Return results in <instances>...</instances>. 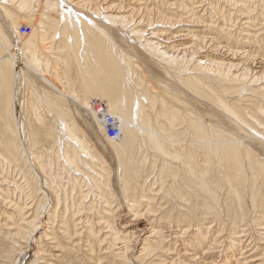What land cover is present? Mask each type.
Listing matches in <instances>:
<instances>
[{
	"label": "bare ground",
	"instance_id": "6f19581e",
	"mask_svg": "<svg viewBox=\"0 0 264 264\" xmlns=\"http://www.w3.org/2000/svg\"><path fill=\"white\" fill-rule=\"evenodd\" d=\"M197 1L200 5L193 8L196 3L192 0H158L151 5L143 3L141 9L140 1L136 0H0V167L23 165L21 178L26 182V174L29 177L41 175V182L37 184L41 198L37 197L35 203L33 199L28 202L29 208L36 203L39 206L32 220L26 221L23 219L26 204H20L23 207L20 208L19 202L7 201L18 196L17 193L22 194L21 189L26 185L21 186L10 174L0 171V203L7 201L10 208H17V211L12 209L9 219L21 221L14 233L7 231L3 235L5 241L8 238L11 241V246L9 243L7 246L17 251L13 264H24L26 252L31 248L36 250L29 264L42 263L43 246L33 245L36 240L41 242V238L49 237L47 234H54L47 232L46 225H54L59 215L61 236L66 239L81 226L95 244L99 245L104 235L100 244L106 241L110 246L111 243L122 244L120 249L115 246L117 253H114L113 264H139L158 257L167 241H180L192 229L189 240L204 242V229L209 233L212 228L223 226L217 235L222 236L226 229L228 238H236V243L230 241L236 251L245 242L246 227L250 223L252 230L258 227L257 238H264L260 232L264 225L259 223L260 218L256 220V213L264 212V69H260V56L239 52L238 40L232 50L231 41L225 39L241 36V41L258 44L259 38L264 43V33L259 37L264 23L257 29L258 24L264 22V18H260L264 15L263 6L256 4L262 9L259 10L261 15L254 18L249 15L251 11L241 7L242 4L238 6L240 1L237 6L230 0L207 1L206 8L201 10L210 22L205 27L210 29L214 23L212 19L216 18L221 26L217 24L212 30L224 35L226 44L223 47L215 45L212 37L200 38L201 35L194 37L190 44H175L177 41H174L186 40L187 34L162 36L171 28L195 24L199 17L203 18V15L195 17L198 11H194L206 0ZM218 3L232 8L233 12L225 11ZM13 11L18 12L16 17ZM184 15L189 16L183 19ZM226 21L236 27L232 30L237 31L238 36L228 31ZM23 22L32 26L27 25L31 33L25 38L17 30ZM113 32L118 34V42L112 40ZM159 35L162 37L155 41ZM136 52L145 59L150 77L141 75L140 67L134 62ZM25 85L30 86L31 96L38 99L41 107L26 105V109L21 110L17 97ZM90 97L101 102L106 114L117 121L120 147H114L116 141L106 138L102 120L93 111ZM73 112L83 114L90 122V129L99 132L113 147L118 177L115 182L112 183L113 175L110 176L107 166L90 149L87 138L81 136ZM31 119L32 125L27 123ZM48 120L52 123H46ZM43 137L51 144L48 151L45 146L41 148ZM149 181L152 182L147 186ZM113 184L116 189H112ZM154 186L158 188L156 192H152ZM69 194L76 196L77 203L81 202L85 215H79L81 210L79 206L75 208V201L66 200ZM156 196H160L158 201L164 200L165 209H159L163 206L155 203ZM89 200L88 209L85 202ZM125 205L135 213L134 221L144 216L148 219L150 214L158 219H153L155 227H150L151 222H148L139 230L149 235L142 240L135 261L128 260L132 250L128 239L140 237L125 232L126 226L117 228V221H113L117 217L120 219L121 215L116 214ZM97 213L102 216L95 218ZM207 222L210 225L201 231ZM181 225L186 228L173 233L176 232L174 227L180 229ZM95 226L99 227L98 231ZM79 236H72V239ZM54 247L60 249L57 244ZM92 249L90 245L89 250ZM185 249L188 250L186 246ZM50 250L58 249L52 247ZM182 250V255H187ZM193 258V263L198 262L197 257ZM236 259L235 264H240ZM162 260L160 262L164 263ZM245 261L253 262L245 259L241 264L248 263ZM47 262L42 264H49ZM152 263L159 262L148 264Z\"/></svg>",
	"mask_w": 264,
	"mask_h": 264
},
{
	"label": "rangeland",
	"instance_id": "374dc122",
	"mask_svg": "<svg viewBox=\"0 0 264 264\" xmlns=\"http://www.w3.org/2000/svg\"><path fill=\"white\" fill-rule=\"evenodd\" d=\"M137 1V3L139 2V8H140V6H141V9L143 8V3L144 4H146V5H151L152 3H154L155 1L156 2H158V0H154V1H152V0H136ZM147 1H148V3H147ZM151 1V2H150ZM173 1V0H172ZM192 1H195V3H196V1L197 0H192ZM207 1H211V0H206V2H204V4H202V6H200V7H198L199 9H197V8H195L196 10L194 11V12H196V11H198V14L195 16V17H197L198 18V16H200V15H203V18H201V17H199L200 19L198 20V22H194L195 24H181L180 26H178L177 28H171V29H169L164 35H162V36H165V37H170V36H174V35H185L186 36V34H187V37H186V40H184V41H181V40H179V39H176V40H174V41H177V43L175 42V44H190L189 42L194 38V37H198V36H200L201 35V37L200 38H202V36H205L204 38H209V37H212L213 38V43L215 44V45H218V44H220V46L221 47H223V46H225L224 44H226L225 43V39H226V41H231L230 43V46L229 47H232L231 49L233 50L234 49V47H235V43H237V40H238V43H239V41H240V43H239V46L237 47L238 48V50H239V52L241 51V52H246V54L247 53H249V54H253V55H257V58L260 56L261 57V63H260V65H261V70L262 69H264V43H262V41L260 42V39L258 38L257 40H258V44L257 43H254V42H250V43H248V41H245L244 39V42H243V40L241 41V36L238 38V39H236V37H235V39H234V37L232 38V40H230V39H227V38H225V37H223L224 35H222V36H220V34H218L217 32H216V29H213L212 30V28H215L214 26L216 25L217 26V24L219 25V26H221V24L220 23H218V22H216V18H214V19H212V22H214L213 23V25H210L211 26V28L209 29V28H206L205 26H208L209 24H210V22L209 21H207L206 20V13H204L203 14V12L201 11L204 7L206 8V3H207ZM234 1V2H233ZM230 0V3H235V5L237 6L238 4H239V1H240V5H238V6H241V4H242V8L244 7V10L245 11H251V13L249 14V15H251V16H253L254 18L259 14V15H261L260 14V12H261V9L262 10H264V5H263V3H264V1H262V0H260V2H259V0H238V2L237 1H235V0ZM246 1V2H245ZM257 1V3H255ZM128 2V1H127ZM127 2H125L124 4H126ZM198 2V1H197ZM237 2V3H236ZM251 2H252V4H251ZM254 2V3H253ZM245 3V4H244ZM260 4L261 6H263L262 8L260 7V6H258L257 7V5L256 4ZM262 3V4H261ZM168 4H170V3H168ZM186 4V3H185ZM258 4V5H259ZM198 5H200L199 3H196L195 4V6H193V8L194 7H196V6H198ZM218 5H221L222 6V8L225 10V11H229L230 13H232L233 11L232 10H230V9H232V8H228V7H224L222 4H219L218 3ZM248 5V6H247ZM255 5V6H254ZM145 6V5H144ZM248 8H247V7ZM250 6H251V8H250ZM253 6V7H252ZM231 7H233V6H231ZM256 7V8H255ZM260 7V8H259ZM201 8V9H200ZM254 8L256 9L255 11H254ZM259 8V9H258ZM253 10V11H252ZM259 10H260V12H259ZM252 12H254L253 14H252ZM264 12V11H263ZM173 13H174V10H173ZM17 14H18V12H16V11H13V16L14 17H16L17 16ZM16 15V16H15ZM188 16L189 15H184L183 16V19H187L188 18ZM260 18H264V15L262 16L261 15V17ZM202 19V20H201ZM205 19V20H204ZM204 21L203 23L201 22V21ZM233 20V19H232ZM232 20H231V22H232ZM208 23H207V22ZM202 24H201V23ZM189 23H191V22H189ZM261 23V22H260ZM263 23L264 22H262V24H258V26H257V29H259L260 28V26L261 25H263ZM203 24H204V26H203ZM226 24H228L227 25V27H228V31H230L231 30V33L232 34H234V35H236V36H238V33H236L237 31H233L232 29L233 28H236V27H233V24H231L229 21H226ZM22 25H30L31 26V24H26V23H21L18 27H17V30L20 28V26H22ZM191 25V26H190ZM202 26V27H201ZM209 26V27H210ZM264 26V25H263ZM263 26H261V27H263ZM225 27V26H224ZM259 27V28H258ZM31 28H32V26H31ZM155 28H157V27H155ZM155 28H152V29H154L155 30ZM230 28V29H229ZM140 29H143V30H145L144 28H140ZM167 30V28H164V30ZM203 29H204V31H203ZM263 29V28H262ZM19 32V31H18ZM170 32L172 33V35H169L170 34ZM206 32V33H205ZM210 32V33H209ZM212 32H214V33H212ZM234 32V33H233ZM205 33V34H204ZM212 33V34H211ZM262 33V34H261ZM263 33H264V29L262 30V31H260V33H259V37H261L262 35H263ZM114 34V35H113ZM160 34V33H159ZM204 34V35H203ZM112 40L113 41H115V42H118V38H119V36H117L118 34L117 33H112ZM206 35H208V36H206ZM148 35H145L144 37L145 38H148L147 37ZM162 36H158V38L157 39H154L155 41H157L158 39H159V37H162ZM215 36V37H214ZM258 36V35H257ZM28 37V36H27ZM23 38H25V37H23ZM225 38V39H224ZM256 38V37H255ZM215 40V41H214ZM224 41V42H223ZM264 41V40H263ZM234 43V44H233ZM260 43V44H259ZM234 45V46H233ZM261 45H262V47H261ZM241 47V48H240ZM236 48V47H235ZM240 48V49H239ZM263 48V49H262ZM224 50V49H223ZM245 50V51H244ZM255 50V51H254ZM252 51V52H251ZM258 52V53H257ZM113 53V52H112ZM221 53H223L222 51H221ZM224 55V54H223ZM138 57V58H137ZM259 57V58H260ZM263 57V58H262ZM140 60V61H139ZM144 61V62H143ZM134 62H135V64H137L139 67H140V69H141V75L142 74H144V76H146V77H150L149 75H148V70L146 69V67H145V64H147L146 62H145V59L144 58H142V54L140 53V52H136L135 53V58H134ZM75 65H77V63H75ZM259 66V65H258ZM257 66V67H258ZM75 68H76V66H74ZM148 72H147V71ZM149 70H151V68H149ZM38 87H39V85H38ZM47 90H49L50 91V89H48V88H46ZM31 93H32V91H31V88H30V86H28V85H25V86H23L22 87V89H20V94H18V103L20 104V106L22 107L21 108V110L23 109V107H24V109H26V105H30V106H35L36 105V107H41V105L38 103V99H35L33 96H31ZM81 94H83V92L81 93ZM89 100H94L93 99V97H90L89 98ZM26 116L28 117V116H30V114H26ZM32 117V116H31ZM73 120L78 124V126H79V128H80V130H81V136H83V137H85V138H87V141H88V144H89V146H90V149L91 150H93L94 151V153L96 154V156H98L100 159H101V161H103L102 163L104 164V166L109 170V172H110V176H112L111 177V181H112V183L113 182H115L116 181V178H117V180H118V177H117V175H116V162H115V159H114V152H113V147L111 146V144H109V142L99 133V132H97L96 130H91L90 129V127H89V121H88V119H86L84 116H83V114L82 115H78V114H76L75 112H73ZM49 121V122H48ZM48 121H46V123H52V120H48ZM27 123H29V124H33L34 122H33V120L31 119V121L30 122H28L27 121ZM54 124V123H53ZM119 140H120V138L118 139V140H114V141H116L118 144H116V142H114V147H120V145H121V141L119 142ZM50 142H49V140L47 139V138H45V137H43V140H42V143H41V148L43 147V146H45V148L47 149V151H48V148L50 147ZM119 145V146H118ZM47 156V155H46ZM43 157L45 158V155H43ZM61 157H63L62 156V154H61ZM2 162V161H1ZM0 162V163H1ZM60 164H62V163H60ZM13 167H11L10 166V168L8 167V166H2V167H0V171L1 172H3L4 174H10L9 176H11V177H14V179L15 180H18V183H20L21 184V186L23 185V186H25V187H22V194L21 193H17V195L18 196H13L12 198H9L7 201H10V200H12V203H17V202H19V207L20 208H23L22 206H23V204L25 205L26 204V206H27V208L23 211V213H24V217H23V219H25L26 221H30V220H32V218L35 216V214H36V211H37V206H39L38 205V203H36V206L35 205H32V206H30V208H31V210H30V208H29V203H30V201L33 199L34 201V203H35V200L37 199V197H38V199L40 200V196H39V194H40V192L38 193V187H37V184H38V181L40 180V178H41V175H34V176H36V177H34V176H30L29 177V175L28 174H26L25 176H26V180H27V182L25 181V179H23V178H21V174H23V173H21V171H20V168L22 169V166L23 165H21L20 164V166H18V167H16L15 165H13V164H11ZM52 165H53V163H52ZM10 169V170H9ZM16 169V170H15ZM4 170V171H3ZM32 170H34V169H32ZM12 171H13V173H12ZM19 173H18V172ZM66 171V170H65ZM112 171V172H111ZM58 173H61L60 171H58ZM24 175V174H23ZM15 176H17V177H15ZM61 176V175H60ZM115 176V177H114ZM17 178V179H16ZM31 178V179H30ZM115 178V179H114ZM21 179V180H20ZM62 179L64 180V176H62ZM152 179V175L150 176V180ZM35 180V181H34ZM25 181V182H24ZM33 181V183H31ZM40 182H41V180H40ZM152 181H149V183L147 184V186H150V183H151ZM26 183V184H25ZM34 184V185H33ZM32 185H33V187H32ZM30 186V187H29ZM53 186H55V184H53ZM113 186L114 187H112V189H116V185L115 184H113ZM37 187V188H36ZM150 189H152L151 187H149ZM25 189V190H24ZM27 189V190H26ZM37 190V191H36ZM156 190H158V188H156V186H154L153 187V191L152 192H156ZM24 191H25V193H24ZM36 191V192H35ZM32 192H33V194H32ZM115 192L117 193V195H118V192H117V190H115ZM28 193V194H27ZM21 194V195H20ZM23 194H24V196H23ZM30 194L32 195V196H30ZM36 194V195H35ZM20 195V196H19ZM29 195V197H27V199H29V200H27L26 199V196H28ZM35 195V196H34ZM38 195V196H37ZM71 194H69V197H67L66 198V200L68 199V201L69 200H73V201H75L74 199H76V196L74 197V195H71ZM35 197V199H34V197ZM18 197V198H17ZM151 197V196H150ZM158 198H160V196H156V202L155 203H157V204H159V203H161L160 205H161V207L162 208H160L159 207V209H161V210H163V209H165V206L163 205V203H164V200H157ZM13 199H14V201H13ZM22 199L23 200H27V202H26V200L24 201V202H26V203H24L23 201H22ZM63 200H65V199H63ZM7 201H4V205L2 204V203H0V213H1V215H0V226H1V228L0 229H2V228H5V229H2V230H0V237H2L3 235H5L6 233H7V231H12L13 233H14V231L16 230V228H17V224L18 223H21V221H19V220H16V219H12V220H10L9 218H11L10 217V214L13 212V210H16L17 211V208H14V207H12V208H10L9 206V204H8V202ZM68 201H65V203H67L68 204ZM161 201V202H160ZM6 202V203H5ZM21 202V203H20ZM29 202V203H28ZM70 202V201H69ZM72 202V201H71ZM9 206H8V205ZM22 206H21V205ZM75 208L77 209L78 208V206H79V211L81 210V202H79L78 201V203L75 201ZM91 204V201L89 200L88 202H85V207H87L88 209L90 208V205ZM114 204H117V203H114ZM113 204V205H114ZM6 208H5V207ZM146 207V206H145ZM144 207V208H145ZM155 207H156V205H155ZM19 208V209H20ZM60 208V207H59ZM13 209V210H12ZM29 209V210H28ZM32 209H34V211L32 210ZM127 209H130L129 208V205L127 206V205H125V206H122L121 208H120V210L117 212V214H116V216L118 215V216H120V219L119 220H117L118 219V217H117V219H116V217H115V219L116 220H113L114 222H116V224H117V228L118 227H121L122 228V226H126V229L127 230H124L125 232H131V234H133V236H135V237H140V238H138L137 240H132L131 238V240H129L128 239V241L130 242L129 243V246L131 247H129L130 248V252H129V261H135V258L139 255V253H138V251H140V248H142V240L143 239H145V236H147V235H149L148 233H145V232H139V230H141V229H144V227H146V224H149L148 222H151L153 225H151V223L149 224V226L150 227H155V221H157L158 219H156V216H155V214H150V218L148 217V219H147V216L145 217L144 216V219L142 218V219H140V220H138V221H134L133 220V215L135 214V213H133L131 210L129 211V210H127ZM2 210V211H1ZM124 210V211H123ZM75 211V209L73 210V212ZM123 211V212H122ZM31 212V213H30ZM35 212V213H34ZM59 212H61L60 210H59ZM81 213L79 214V215H85L86 214V212L84 211V210H81L80 211ZM89 212H92L91 210L89 211ZM130 212V213H129ZM143 211H141V210H139V213H142ZM5 213V214H4ZM101 213V212H100ZM100 213H97V215L96 214H94L95 215V218H99V217H101L102 216V214H100ZM28 214V216L26 217V215ZM60 214V213H59ZM4 215V216H3ZM8 216V218L6 219V217ZM78 215V216H79ZM152 216V217H151ZM153 216H155V217H153ZM4 217V218H3ZM61 215H59V217L58 218H56V223L53 225V224H47L46 225V227H48L49 229H48V233H50V232H52V233H54L52 236L50 235V234H47V236H49V237H43V238H41L40 239V241L41 242H38L37 240V242L35 241V243H34V245H33V247L34 246H37V245H39V243L41 244V246H43V249H44V252L41 254V257L43 258V260H41V262L43 263V261L45 262H47V261H49V262H47V263H49V264H113V257L115 256V254L117 253V248L118 249H120L121 248V245H120V243L118 244V243H111V246L109 245V243H108V241H106L104 244H100V242L103 240V238H104V236H101V240H99V245L98 244H95V243H93L92 241L93 240H91L90 238H88V235H87V230H85V229H83L81 226H77L76 227V233L74 234V235H72L73 237H77V236H79V235H81V236H79L78 238H76V239H72V236L70 235V236H67V237H71V238H69V239H66V238H64V237H62L61 236V233H62V229H60V225H61ZM90 217L92 218V214L90 215ZM70 217L69 216H67V219H69ZM260 218V220H258L259 221V223H261L262 224V226L264 225V212H261L260 214H258V213H256V220L257 219H259ZM6 219V220H5ZM22 219V218H21ZM42 219V218H41ZM40 219V220H41ZM155 221H154V220ZM10 220V221H9ZM14 220V221H13ZM161 220V219H160ZM16 221V222H15ZM261 221V222H260ZM51 223H53V221H50ZM96 222V221H95ZM94 222V223H95ZM132 222V223H131ZM10 223V224H9ZM77 222L75 221V223L74 224H76ZM129 223V224H128ZM160 223H163V222H160ZM173 223H175L174 221H173ZM2 224V225H1ZM5 224V225H4ZM5 227H4V226ZM48 225H50V226H48ZM51 225H53V227L51 228ZM120 225V226H119ZM210 225V223L209 222H207V223H204V225H203V227H201V229L199 228V227H196V228H198V229H200L201 231H203L202 230V228H207L208 226ZM249 226H247L246 228L248 229H246L247 230V234L245 233V235H247V237L248 236H251V239L250 238H247L246 237V239H244L245 240V242H243L242 244H241V246H239L238 248V250L236 251L234 248H236V246H230V241L232 242H237L236 241V238H234V236H231V237H233V238H231L230 239V237L228 238V232L226 231V229L224 230V232L223 233H225V234H222V236H221V234H219L220 236H218L217 235V233L220 231V230H222V228H223V226L221 227V229H217V228H219V227H216V228H212L210 231H209V233L210 232H212V233H206V230L204 229V233H203V235L205 236V241L204 242H199V240H196L195 239V242H196V244H195V242L193 241V240H189L191 237H192V232L190 233V231H192V230H189V234L187 233L185 236L183 235L182 237V239L180 240V241H174V240H172V241H167V243H165L164 245H163V248H162V251H161V253H160V256H158V257H155L154 256V258L152 259V258H148V260H144V261H142V263L144 262V264H148L149 262L151 263V262H155L156 263V261L157 262H159V263H156V264H160L161 262V260L163 259L164 260V263L162 262L161 264H172L173 262H175L177 259V262H175V263H173V264H180V262H181V264H182V262H183V264H205L206 262V264H208V263H210V264H235V262L237 261V259L236 258H238V261L239 262H244V260L245 259H247V260H253V262H248V261H245V262H248V263H246V264H264V238H261V237H258L257 238V234L255 233V231H258V227H256V229L254 230H252L251 229V223L250 224H248ZM7 226V227H6ZM11 227V229H8V228H10ZM12 228H13V230H12ZM60 230H59V229ZM82 228V229H81ZM95 228V231H98V229H99V227H97V226H95L94 227ZM138 228V229H137ZM183 228L185 229L186 227L184 226V225H181L180 226V229L179 228H176V227H174V229H175V231L176 232H173V233H180V231H182L183 230ZM242 228V227H241ZM240 228V229H241ZM8 229V230H7ZM177 229V230H176ZM239 229V230H240ZM84 232H86V233H84ZM105 230V229H104ZM120 230H122V229H120ZM180 230V231H179ZM242 230V229H241ZM4 231V232H3ZM123 231V230H122ZM6 232V233H5ZM133 232V233H132ZM261 232V234H264V230H263V232L262 231H260ZM5 233V234H4ZM103 233V232H102ZM1 234H2V236H1ZM83 234H84V236H85V238H84V236H83ZM94 234H96L95 236H97V233H94ZM104 234V233H103ZM140 234V235H139ZM227 234V235H226ZM143 235V236H142ZM173 235H175V234H173ZM173 235H171L172 237H173ZM224 235H226V236H224ZM40 236V235H39ZM46 236V235H45ZM83 236V237H82ZM94 236V237H95ZM128 236V235H127ZM210 236V237H209ZM216 236L218 237L217 239H216ZM237 236H239L238 234H237ZM171 237V238H172ZM189 237V238H188ZM214 237V238H213ZM225 237V238H224ZM264 237V236H263ZM45 238L47 239V240H45ZM54 238V239H53ZM79 238H80V240H79ZM82 238V239H81ZM86 238H88V239H86ZM185 238V239H184ZM194 238V237H193ZM213 238V239H212ZM221 238V239H220ZM222 238H223V240H222ZM259 239V240H257V239ZM3 239V240H2ZM2 239H0L1 241H0V264H11V262H12V260H14V258H15V254H16V250L13 248V247H11V249H10V246H11V244L9 243V238L5 241V239L6 238H4V236H3V238ZM153 239V238H152ZM188 239V240H187ZM228 239V240H227ZM233 239V240H232ZM248 239H250L251 241H249ZM261 239V240H260ZM86 240H88V243L86 244ZM185 240V241H184ZM187 240V241H186ZM207 240V241H206ZM210 240V241H209ZM217 240V243H215L214 241H216ZM220 240V241H219ZM226 240V241H225ZM256 240V241H255ZM49 241V242H48ZM122 241H124L123 239H122ZM121 241V242H122ZM127 241V242H128ZM135 241V242H134ZM213 241V242H212ZM224 241V242H223ZM243 241V240H242ZM249 243H252V244H248V242ZM261 241V242H260ZM11 242V241H10ZM46 242V243H45ZM125 242V241H124ZM132 242H133V244H132ZM180 242H182V243H180ZM206 242H207V244H206ZM209 242H210V244H212V245H210V246H212V247H210L209 246ZM221 242H223V243H221ZM227 242V243H226ZM10 244V246H7V245H9ZM134 243H136V244H134ZM173 243V244H172ZM22 244V243H21ZM59 245L60 246V249L57 247H54L55 245ZM69 244V246H66V245H68ZM86 244V245H85ZM108 246H107V245ZM112 244H115L114 246H112ZM191 244V245H190ZM195 244V245H194ZM198 244H200L199 245V247H198ZM215 244V245H214ZM217 244V245H216ZM218 244H220V246L218 245ZM228 244V245H227ZM2 245V246H1ZM49 245H51V246H49ZM71 245V246H70ZM92 246L93 247V249L92 250H89V246ZM132 245V246H131ZM133 245H135V246H133ZM170 245V246H169ZM176 245V246H175ZM188 248V250L187 249H185V246ZM248 245V246H247ZM24 243L22 244V250L23 251H25L24 250ZM75 246V247H74ZM88 246V247H87ZM104 246V247H103ZM110 246V247H109ZM115 246H117V248L115 247ZM165 246V247H164ZM172 246H173V248H172ZM183 246V247H182ZM8 247V248H7ZM49 247V248H48ZM55 248V249H58V250H50V248ZM78 247V248H77ZM80 247V248H79ZM135 247V248H134ZM189 247H191V248H189ZM201 247H202V250H200L201 249ZM206 247H207V249H206ZM211 248V250H208V248ZM232 247V248H231ZM248 248V252L246 251L247 250V248ZM46 248H48L47 250H45ZM76 248V249H75ZM114 248V249H113ZM116 248V249H115ZM133 248L135 249V250H137V251H135V250H133ZM139 248V249H138ZM169 248V249H168ZM221 248V249H220ZM251 248V249H250ZM65 249V250H64ZM113 249V250H112ZM181 249H184L185 251V253L187 252V255L186 254H184V256H185V258H184V256L182 255L183 254V250L181 251ZM197 249V250H196ZM213 249H215L214 251H213ZM217 249V250H216ZM223 249H224V251H223ZM226 249H229V250H227L226 251ZM232 249V250H231ZM243 249V250H242ZM11 251V252H8V251ZM36 249H34V248H31V249H29L28 250V252H26V254H27V256H26V259H25V262H24V264H29L31 261H32V255H33V253H34V251H35ZM166 250V251H165ZM187 250V251H186ZM235 250V255L233 254V253H231L232 251H234ZM243 252H242V251ZM250 250V251H249ZM14 251V252H13ZM60 251V252H59ZM92 251V252H91ZM132 251H135V252H133V253H131ZM164 251V252H163ZM169 251V252H168ZM203 251V252H202ZM205 251V252H204ZM252 251V252H251ZM13 252V253H12ZM47 254H46V253ZM58 252V253H57ZM87 252V253H86ZM174 252V253H173ZM10 253V254H9ZM15 253V254H14ZM85 253V254H84ZM90 253V254H89ZM115 253V254H114ZM163 253V254H162ZM171 253V254H170ZM176 253H179V255L178 254H176ZM189 253H191V256H190V254ZM204 253V254H203ZM208 253V254H207ZM209 253H210V255H209ZM212 253V254H211ZM217 255H216V254ZM223 253V254H222ZM237 253V254H236ZM240 253V254H239ZM246 253V254H245ZM14 254V255H13ZM88 254V255H87ZM110 254H113V256L112 255H110ZM130 254H131V256H130ZM132 254H133V256H132ZM176 255V257L174 256V255ZM250 254V255H249ZM7 255H8V257H7ZM13 257H12V256ZM45 257H44V256ZM48 255V256H47ZM137 255V256H136ZM168 255V256H167ZM197 255V256H196ZM226 255V256H225ZM237 255V256H236ZM242 255V256H241ZM246 257H245V256ZM5 256H6V258H5ZM164 256V257H163ZM173 256H174V258H173ZM178 256H180V258H178ZM183 256V257H182ZM194 256V258L193 259H195L196 257L198 258V262H192V257ZM234 256H235V258H234ZM254 256V257H253ZM12 257V258H11ZM130 257H133L132 259H130ZM161 257V258H160ZM188 257V258H187ZM226 257H229V258H226ZM242 258V257H244V258H242V259H240V258ZM9 258V259H8ZM48 258H50L49 260H48ZM157 258H160V259H157ZM168 258H171V259H168ZM184 258V259H183ZM187 258V259H186ZM202 260H201V259ZM227 259V260H224V259ZM231 258H233V259H231ZM2 259V260H1ZM98 259V260H97ZM146 259V258H145ZM152 259V260H151ZM157 259V260H156ZM236 259V260H235ZM255 259V260H254ZM259 261H258V260ZM6 260V261H5ZM11 260V261H10ZM150 260V261H149ZM159 260V261H158ZM162 260V261H163ZM171 260V261H170ZM174 260V261H173ZM184 260V261H183ZM241 260V261H240ZM243 260V261H242ZM8 261V262H7ZM146 261H148V262H146ZM202 261V262H201ZM205 261V262H204ZM255 261V262H254ZM146 262V263H145ZM191 262V263H190ZM222 262H224V263H222ZM41 263V264H42ZM141 262L139 263V264H142ZM240 263V264H241ZM12 264H13V262H12ZM18 264V263H17ZM136 264H138L137 262H136ZM152 264H154V263H152Z\"/></svg>",
	"mask_w": 264,
	"mask_h": 264
},
{
	"label": "built area",
	"instance_id": "2783aa9c",
	"mask_svg": "<svg viewBox=\"0 0 264 264\" xmlns=\"http://www.w3.org/2000/svg\"><path fill=\"white\" fill-rule=\"evenodd\" d=\"M19 34L22 37H27L31 33V29L27 25H22L18 29ZM91 107L95 114L101 118V122L104 128V133L107 139L118 140L120 138V130L118 127V123L115 118L106 114V109L101 102L97 100L91 101Z\"/></svg>",
	"mask_w": 264,
	"mask_h": 264
}]
</instances>
